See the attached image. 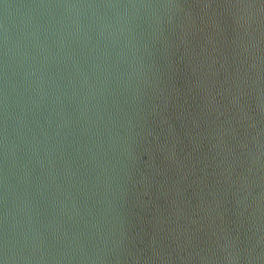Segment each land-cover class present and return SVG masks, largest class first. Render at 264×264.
Masks as SVG:
<instances>
[{"label":"water","instance_id":"95a60500","mask_svg":"<svg viewBox=\"0 0 264 264\" xmlns=\"http://www.w3.org/2000/svg\"><path fill=\"white\" fill-rule=\"evenodd\" d=\"M0 264H264V0H0Z\"/></svg>","mask_w":264,"mask_h":264}]
</instances>
